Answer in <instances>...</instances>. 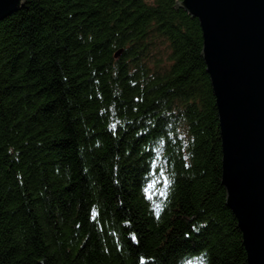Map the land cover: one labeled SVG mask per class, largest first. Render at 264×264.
<instances>
[{"label": "trees", "instance_id": "trees-1", "mask_svg": "<svg viewBox=\"0 0 264 264\" xmlns=\"http://www.w3.org/2000/svg\"><path fill=\"white\" fill-rule=\"evenodd\" d=\"M179 1L25 0L0 22V264H248Z\"/></svg>", "mask_w": 264, "mask_h": 264}, {"label": "water", "instance_id": "water-1", "mask_svg": "<svg viewBox=\"0 0 264 264\" xmlns=\"http://www.w3.org/2000/svg\"><path fill=\"white\" fill-rule=\"evenodd\" d=\"M25 0H0V22ZM202 32L215 97L221 184L248 264H264V0H180Z\"/></svg>", "mask_w": 264, "mask_h": 264}, {"label": "snow or ice", "instance_id": "snow-or-ice-1", "mask_svg": "<svg viewBox=\"0 0 264 264\" xmlns=\"http://www.w3.org/2000/svg\"><path fill=\"white\" fill-rule=\"evenodd\" d=\"M132 240H133V242H136V237L134 234L132 235ZM142 264H143V261H142Z\"/></svg>", "mask_w": 264, "mask_h": 264}]
</instances>
